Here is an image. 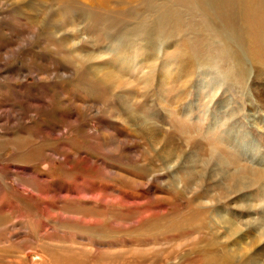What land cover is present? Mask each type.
I'll list each match as a JSON object with an SVG mask.
<instances>
[{"label": "rangeland", "instance_id": "obj_1", "mask_svg": "<svg viewBox=\"0 0 264 264\" xmlns=\"http://www.w3.org/2000/svg\"><path fill=\"white\" fill-rule=\"evenodd\" d=\"M184 1L0 0V264H140L178 249L149 233L185 204L235 217L222 175L264 165V0L226 12ZM108 17L129 36L106 38ZM168 25L175 37L145 39ZM260 185L242 193L255 219Z\"/></svg>", "mask_w": 264, "mask_h": 264}, {"label": "bare ground", "instance_id": "obj_2", "mask_svg": "<svg viewBox=\"0 0 264 264\" xmlns=\"http://www.w3.org/2000/svg\"><path fill=\"white\" fill-rule=\"evenodd\" d=\"M145 1L150 2L151 0H145ZM185 1H186L187 7H191L193 9H206L205 5L207 4L210 8H212L218 12H226L227 10H229L230 7H234L238 10H241V9H243L244 6H248V2H249V0H205V2H202L200 0H185ZM184 2H180V3L182 5H184ZM170 4L168 3V5H170ZM117 7H118V5H117ZM90 16H91V14H90ZM105 22H106V24H109L112 26V27H110L109 25L105 26L104 33H105L106 38H111L110 35L112 32L117 33L119 37H123V38H126L127 36H129L126 32H124V31L122 32V28L119 27V22L112 20L110 17L106 18ZM168 24H170V23H168ZM172 25H170V27ZM165 27H167V28H161L160 27V29L162 31H160L154 27L152 29L146 30L145 39L147 41L149 40V37H148L149 34L148 33H152V34H154L160 38H163L165 40L167 38L175 37L178 34V31L176 32L175 30H173V28L168 29L169 25L165 26ZM107 30H109V33L107 32ZM176 30H177V28H176ZM138 33H140V31H136V29H135L134 32L130 35L138 34ZM246 38H247V41L245 42V44L246 43L249 44L250 41H248V37H246ZM68 44H69V42H68ZM134 48H135V51L137 52L138 48L137 47H134ZM145 48L147 49V46ZM122 50L123 49H121V47L119 46V44L117 42H113L108 47V51L110 53L114 52L116 55L117 54L119 55ZM151 51L155 52V49L151 50ZM103 52L106 53L105 51H103ZM99 55H103V54L99 53ZM178 55H179V53H178ZM78 57L81 60L80 61V64H81V62L85 63V62H88L90 60L92 61L96 58H99L100 56L95 57V55L91 54V55H86V56H79L78 55ZM153 58H158V56L154 55ZM115 60H118V59L115 58ZM146 62H147V60H146ZM192 64L201 68L202 70H204V72L209 71L208 69L211 68L208 65H197L195 62H192ZM234 64L237 67L241 66V60H240L239 56H234ZM89 74H90L91 79H95V78L97 79L100 77L98 80L101 83H103L107 80L102 75L101 70H98L96 72H94V71L89 72ZM228 75H231V73L228 72ZM108 78H110V76ZM144 88H146V87H144ZM181 96H182V94H178L174 101L177 100L176 102L179 104L181 101ZM132 116L135 117L134 119L137 118L136 114L132 115ZM144 119H142V120L137 119V120H139V122H142L144 124L146 122ZM227 133H229V130L227 131ZM227 136H228V139L230 141L235 140V139H232L234 137L233 133H229V134H227ZM221 140L223 141V138L219 139V136H218V139L216 141L222 142ZM248 144H249V142H248ZM237 145H239V144H237ZM255 148H256L255 150L257 152V147H255ZM28 149H29V147H28ZM245 149H246V147H245ZM239 150L236 152V154H238L241 157L242 154L240 153ZM248 150H250V149H248ZM243 151H245V150H243ZM25 152H26V150H25ZM252 152H255V151L254 150L250 151V154L248 155L250 158H251V155H253ZM238 155H237V157H238ZM246 158L248 159V157H246ZM242 159H240V160L244 161ZM237 162L238 161H236V163ZM263 168H264V165H260L258 167H256V165L252 166V167L249 166L246 168H243L241 166H237V167L232 168L233 170L230 168L231 172L224 174V175L221 174L222 177L224 176V178L226 180H228V182L227 183L223 182V184H220L221 186L218 185V187L220 189H222V190L225 189L221 192L222 196H220V200L225 199V198L233 199L234 204H231L232 207L230 206V208L233 209V215L235 217H233V216L230 217L229 212L224 210V209L222 210V206H221V208H218L217 204H208V202H205L202 204L201 203L200 204H196V203L195 204H185L187 209L185 212L183 211L184 213L182 216L180 215V217H177L178 220L176 218L177 221L175 220V222H171L170 224H168V226L165 224L166 225L165 227H162L163 225H160L161 227L156 228V229L154 228V225H153V227H151V232L149 233V235L152 238H154L156 246H165L166 244H168V243L170 244V242H172V243L177 244L178 249L168 251V249L166 247H165L166 249L161 247L162 249L158 248L156 250H155V248H152L153 251L148 250L150 252V253L148 252V254H145L143 252L139 253L137 256V259L139 257V261L141 263H146V264H264V211H262V210H264V205H263L262 210L259 208L261 211L259 216H258L259 219H255L254 216H256V215H254V214L251 215V213L250 212L248 213L247 211H250L252 209H256L257 207H255V206H258V205L253 204L251 202V200L249 201L250 196L247 197V196L242 195V193H244L246 191V189L248 190L251 186H254V185L258 186L259 185L258 187L261 188L260 184L264 182V170H263ZM241 171H242V173H241ZM201 183H202V181H201ZM201 183L199 182L198 184H201ZM251 184H254V185H251ZM220 189H219V191H220ZM260 190H262V189H260ZM262 194H263V192H262ZM205 197H204V199H205ZM212 199L214 201L218 200L217 195L213 196ZM252 199H253V197H252ZM262 199H264V196H262ZM196 200H200V199L197 198ZM196 200H194V201H196ZM254 201H255V199H254ZM242 203H244V204H242ZM254 203H256V202H254ZM245 210L247 213H244L243 218L240 216L239 212H236V211L244 212ZM157 214H158V212L156 213V215ZM159 214H161V213H159ZM169 218H170V216H169ZM148 223H151V222L149 221ZM149 225H147V223H146L141 231H147L149 229L148 228ZM89 231H90V229H89ZM91 231H93V230H91ZM84 232H86V231H84ZM136 232H137V230H136ZM145 234H146L145 232H141V234L138 235L137 240H139L140 243L144 241L143 237ZM232 238H234L235 240L232 242L233 244L230 243V245H229L228 242H230L229 240ZM137 240H136V242H137ZM145 240H148V239L145 238ZM151 242H152V240H151ZM161 243L163 245H161ZM169 249H173V248H169ZM253 250H254V252H253Z\"/></svg>", "mask_w": 264, "mask_h": 264}]
</instances>
